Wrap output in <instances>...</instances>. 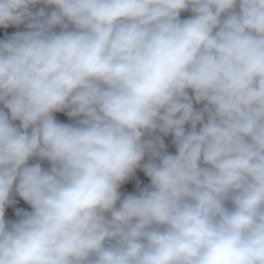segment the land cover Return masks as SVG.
<instances>
[{"label": "clouds", "instance_id": "obj_1", "mask_svg": "<svg viewBox=\"0 0 264 264\" xmlns=\"http://www.w3.org/2000/svg\"><path fill=\"white\" fill-rule=\"evenodd\" d=\"M10 27L0 264H264V0H0Z\"/></svg>", "mask_w": 264, "mask_h": 264}, {"label": "water", "instance_id": "obj_2", "mask_svg": "<svg viewBox=\"0 0 264 264\" xmlns=\"http://www.w3.org/2000/svg\"><path fill=\"white\" fill-rule=\"evenodd\" d=\"M182 15L183 16H187L188 14L185 13V14H182ZM14 31H16V29L15 28H11V27L9 29H7V30L0 29V39L4 38V35H5L6 32L10 34V33L14 32ZM57 118L59 120L63 121V122H69L68 118L65 115H63V114H57ZM165 142L168 145L169 151L170 152H174L175 149H174V146L171 144V137L165 138ZM137 179L141 182L142 185L143 184H147L149 182L147 177H145L142 172L137 171L136 177L133 178L128 183H126L124 186H122L121 191L122 192H134ZM16 200H17L16 205L14 207H10V208H8L6 210V218L7 219L14 220L16 218L15 217V209L16 208H21V209L30 211V207L23 200H21L19 197H16Z\"/></svg>", "mask_w": 264, "mask_h": 264}]
</instances>
